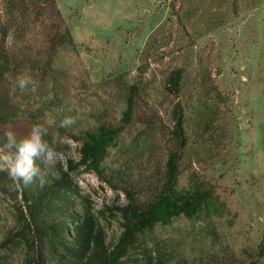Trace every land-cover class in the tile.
<instances>
[{"label":"rangeland","instance_id":"374dc122","mask_svg":"<svg viewBox=\"0 0 264 264\" xmlns=\"http://www.w3.org/2000/svg\"><path fill=\"white\" fill-rule=\"evenodd\" d=\"M56 1L76 45L59 51L50 73L57 78L22 101L41 109L54 127L65 116L78 117L66 129L79 135L108 119L119 122L125 94L112 82L142 78L141 106L148 110L143 111L156 113L170 126L177 100L166 91V81L171 72L183 69L180 100L186 107L189 146L180 184L189 188L192 173H198L213 187L217 207L181 217L144 240L154 257L166 254L174 264H264V256H258L264 237V0ZM32 46L37 54L44 48L38 31ZM36 76L45 77L37 73L32 80ZM215 114L218 120L207 129ZM140 128L127 126L111 148L106 176L124 187L140 185L145 199L155 178ZM61 142L65 151L57 154L58 160L81 158V144L69 136ZM161 145L156 160L166 152V144ZM75 183L78 201L93 204L107 241H116L121 219L107 208L126 202L125 193L94 172ZM9 185L7 174L0 173V264H34L27 247L17 241L23 224L21 196ZM43 254L48 255L45 249ZM124 260L146 264L148 257L138 248Z\"/></svg>","mask_w":264,"mask_h":264},{"label":"trees","instance_id":"16d2710c","mask_svg":"<svg viewBox=\"0 0 264 264\" xmlns=\"http://www.w3.org/2000/svg\"><path fill=\"white\" fill-rule=\"evenodd\" d=\"M37 31L44 41V48L38 54L32 46ZM75 45L56 0L1 1L0 143L5 142L3 133L9 125L19 139L27 135L34 124L40 123L48 128L46 139L57 154L65 151L61 142L65 136L81 144L79 160L73 157L58 160L50 170L38 161L42 173L49 171L48 183L43 188L35 179L31 185L24 186L21 181L18 187H14L17 196H21L19 210L23 220L17 241L27 247V256L35 259L34 264H124L130 251L138 248L146 252V264H174L166 254L159 252L154 257L145 236L181 217L194 218L208 208L217 207L213 187L207 186L198 173H192L189 188L180 184L189 146L185 128L186 107L180 100L184 70H174L166 81V91L177 100L170 126H166L156 113L144 112L148 110L141 106L143 79L128 83L121 77L112 82L114 88L125 94V108L119 122L108 119L77 135L66 128L50 125L41 109L22 101L25 95L36 92L37 88L39 91L47 81L57 78L50 73L54 71L59 51ZM21 72H27L31 77L37 73L45 77L41 80L36 76V81L32 80V84L21 91L16 84V77ZM58 79L61 81L62 78ZM217 120L216 114L208 118L207 129L213 127ZM134 125L141 126L139 136L145 138L147 154L153 160L152 177L155 180L151 183L154 188L151 196L145 199L140 196V185L131 182L124 187L106 176V161L111 148L117 145L127 126ZM157 137L161 139L156 140ZM163 142L166 144L165 157L156 160L155 152L163 150ZM87 172L98 174L115 190L126 195V202L107 208L110 214L121 219L122 232L112 243L107 241L106 231L93 212V204L88 199L85 203L77 199L79 192L75 180ZM77 202L83 206H77ZM42 248L47 251V256H44ZM258 256H264V237ZM250 259L253 263V256ZM240 263L234 261V264ZM184 264L187 263L184 261Z\"/></svg>","mask_w":264,"mask_h":264},{"label":"clouds","instance_id":"9594fccd","mask_svg":"<svg viewBox=\"0 0 264 264\" xmlns=\"http://www.w3.org/2000/svg\"><path fill=\"white\" fill-rule=\"evenodd\" d=\"M32 82V77L27 72H21L16 77V84L21 91L28 88ZM77 119L76 116H65L60 122V127L70 128ZM3 135L5 142L0 143V173H6L12 181L9 187H18L21 181L24 186H28L33 184L35 179L39 187L43 188L48 183L49 171L42 173L39 164L50 170L58 162L55 149L46 139L48 128L36 123L27 135L18 139L17 132L9 125Z\"/></svg>","mask_w":264,"mask_h":264}]
</instances>
